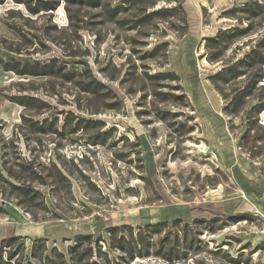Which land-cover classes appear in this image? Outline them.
I'll return each mask as SVG.
<instances>
[{
    "label": "rangeland",
    "instance_id": "rangeland-1",
    "mask_svg": "<svg viewBox=\"0 0 264 264\" xmlns=\"http://www.w3.org/2000/svg\"><path fill=\"white\" fill-rule=\"evenodd\" d=\"M59 3L0 0V249L264 264V0Z\"/></svg>",
    "mask_w": 264,
    "mask_h": 264
},
{
    "label": "trees",
    "instance_id": "trees-1",
    "mask_svg": "<svg viewBox=\"0 0 264 264\" xmlns=\"http://www.w3.org/2000/svg\"><path fill=\"white\" fill-rule=\"evenodd\" d=\"M17 3H23L27 10L33 14H39L43 11L50 12L54 11L58 8L60 5L59 2L66 3L67 5H83V6H89V7H98L103 6L102 0H35V2L32 4L31 0H15ZM33 1V0H32ZM172 1V0H170ZM176 1V0H175ZM2 2V1H1ZM178 5L174 8L182 9L184 14V21L187 20V14H185V11L182 7V3H177ZM107 4H104L106 6ZM107 8V7H106ZM174 8H165V11H168V9L175 10ZM119 8L115 9H109L107 8L105 11L106 15L114 16L115 13L118 12ZM155 12V11H154ZM153 12V14H154ZM162 12V11H161ZM264 62V58L262 60ZM33 70L25 71L24 69L21 72H18L19 74L23 73H29V74H35ZM24 98H16V100L20 103H23ZM160 224L157 223V225H154L153 227L158 228ZM124 227V226H122ZM117 227L114 226L113 228H108V231L110 232L111 236L116 233ZM20 236H14L11 238H5L0 241V248H7L10 247L16 240H18ZM111 246L115 247L117 244L114 242H111ZM121 246V244H120ZM36 250L38 247H35ZM124 249V247H121ZM12 249H0L1 252L7 253V261L8 264H16L15 261H17L18 264H21L20 260H14L15 256L19 254V249L15 248L13 251H10ZM126 253V252H125ZM139 253H142V248L139 251ZM37 254V253H36ZM96 254L100 255V259H96ZM107 252L102 249V246L97 243V241H94V235L93 234H85V235H78L76 236L74 240V244H71L68 251L65 253L61 251L59 248L53 247V249L50 251L49 254H46L43 257H39V259L35 258V252H33L29 259L27 260V264H111V260L107 257ZM140 255V254H137ZM126 254L120 255V261L118 263H112V264H128L129 260L134 259L133 254H129L128 257H126ZM122 262V263H121Z\"/></svg>",
    "mask_w": 264,
    "mask_h": 264
}]
</instances>
